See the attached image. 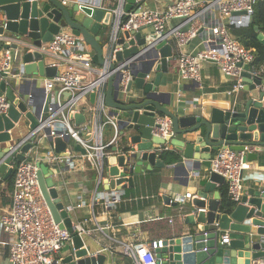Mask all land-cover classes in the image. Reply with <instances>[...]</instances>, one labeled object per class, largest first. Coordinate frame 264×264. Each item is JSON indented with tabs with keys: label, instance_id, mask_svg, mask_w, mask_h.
Returning a JSON list of instances; mask_svg holds the SVG:
<instances>
[{
	"label": "water",
	"instance_id": "water-1",
	"mask_svg": "<svg viewBox=\"0 0 264 264\" xmlns=\"http://www.w3.org/2000/svg\"><path fill=\"white\" fill-rule=\"evenodd\" d=\"M126 1L125 10L131 11L136 0ZM234 14H245V11ZM113 18L111 11L94 7L91 0H77L72 4L61 0H0V44L9 54L8 67L0 72V96L10 102L7 113L0 114V176L4 180L13 174V162L28 159L36 146L37 134L31 137V133L56 107L54 94L40 85V80L59 73L57 66L47 62L51 55L46 47L64 27L91 45L95 65L108 69L104 105L110 108V115L118 118L119 134L128 142L121 151L114 146L113 153L102 158L101 177L106 176L110 189L132 187L135 174L164 168L173 170L174 180L187 186L191 177L200 176L204 168L210 169L212 157L224 147L240 150L248 146L249 160L264 156V91L260 87L261 78L249 73L250 65H245L244 72L247 93L233 105L213 107L201 115L172 111L169 107L173 104V93L163 89L171 84L165 74L174 58L172 44L162 41L152 46L153 33L143 34L144 28L118 29L107 53ZM137 55L134 63L122 68L131 72L128 94L134 96L130 103H124L120 97L127 94L120 92L123 73L118 67ZM68 96L69 92L65 93L64 99ZM97 97L96 91L89 94L92 105L96 104ZM156 114L172 119L175 139L165 140L150 134L145 127H135L141 115L154 117ZM71 118L76 124L86 121L82 112L71 114ZM24 122L25 131L21 128ZM61 133L63 130L55 129L56 136H52L49 127L42 130L54 152L68 156L71 138L60 137ZM3 143L8 145L3 147ZM168 143L175 150V160L169 164L164 155L167 150H162ZM74 149L86 153L79 143ZM37 165L40 189L54 221L73 231L71 210L60 196L53 169L43 161ZM207 177L205 184L195 182L197 195L187 204L183 203V197L172 201V197L163 196L166 204L179 208L182 222L162 243L156 241V257L162 264H261L264 260V187L251 188L241 203L227 207L211 195L217 184L225 182L224 177L216 172H209ZM226 232H230L232 241L222 244ZM239 238L243 243H239ZM71 241L61 264H106V253H94L90 244L84 247V234H74Z\"/></svg>",
	"mask_w": 264,
	"mask_h": 264
},
{
	"label": "built area",
	"instance_id": "built-area-1",
	"mask_svg": "<svg viewBox=\"0 0 264 264\" xmlns=\"http://www.w3.org/2000/svg\"><path fill=\"white\" fill-rule=\"evenodd\" d=\"M61 1L64 4H72L77 0ZM106 1L108 0H91V5L109 10L114 14L112 38L106 43L107 53L113 45L118 29L139 31L148 27L153 33L152 46L162 41L172 44L175 69L181 84L199 83L202 79L203 64L211 62L225 76L233 79L234 83L228 93H239L245 85V65H250L249 73L261 78L260 87L264 91V63L255 65V51L246 48L236 39L222 20L240 11H245V18H240L237 21L238 24H242L244 19L250 20L257 0H176L163 9L138 7L131 11L125 10L126 0H118L114 8H108L104 3ZM215 10L219 13L218 22H209L204 19L206 14ZM174 20L179 22L172 24ZM201 31L204 32L202 42L204 48L194 52L188 51L187 45ZM46 51L55 61L53 65L59 68L57 75L45 81L47 91L54 94L53 103L56 107L45 122L31 133V137L37 134L34 140L37 146L41 140L46 139L42 134L44 127L51 129L52 136H56L55 129L63 130L59 136L69 135L85 148L86 155L100 169L101 174L102 158L107 154L106 149L117 141L119 134L118 118L110 115V108L104 105L105 73L108 69L94 64L91 45L67 27L62 28L54 36L53 41L46 47ZM137 57L138 55L128 59L118 67L123 73L120 81L122 94H128L129 81L132 80L130 70L122 68L134 63ZM146 60H149V57ZM8 64L9 54L5 51L0 60V72L5 70ZM64 66L66 68L60 70V67ZM94 70H98L99 78L89 81L87 75ZM92 91L98 94L97 102L88 109L95 115V119L84 135L75 126V119L71 118V114L81 113L79 104L89 97ZM67 92L69 96L64 99V94ZM9 107L10 102L7 97L0 96V114L7 113ZM106 124H110L115 130L112 141L107 145L103 143V128ZM153 132L165 140L174 137L172 119L165 115L158 116ZM164 146L162 150H168ZM249 152L248 146L240 150L224 147L211 159L209 172H216L224 177L228 197L234 205L241 203L246 194L244 172L251 168ZM65 159V155L55 153L51 147L45 156V160L51 163H61ZM42 160L27 159L11 164L14 169L11 207L0 216L1 229L12 236L9 248L11 264H61L63 257L59 253L66 243L72 240L74 234L82 235L87 232L81 223L73 224V231H71L54 221L38 181L37 162ZM187 196L191 197V194ZM114 199L116 201V197ZM230 239V234L226 232L221 242L228 244ZM123 247L125 252L135 259L136 264H162V260L158 259L154 252V248L157 247L156 241L151 244L123 243ZM261 264H264V260Z\"/></svg>",
	"mask_w": 264,
	"mask_h": 264
},
{
	"label": "crops",
	"instance_id": "crops-1",
	"mask_svg": "<svg viewBox=\"0 0 264 264\" xmlns=\"http://www.w3.org/2000/svg\"><path fill=\"white\" fill-rule=\"evenodd\" d=\"M176 0H136L133 4V10L138 7L163 9ZM108 8L117 6L118 0H108L104 2ZM245 18L244 14H234L232 17L223 18V22L229 27L230 33L238 39L244 46L245 40L250 36L258 35L264 43V31L259 26L253 24L250 19L245 20L242 24L237 21ZM209 22L219 21V13L217 10L208 13L204 17ZM179 22L174 20L172 24ZM145 35L152 34L150 28H144L142 31ZM204 32H200L186 47L188 51L194 52L203 49ZM246 47V46H245ZM253 47L249 49L252 50ZM2 56L4 50H2ZM1 60V59H0ZM49 64H54L52 57L47 59ZM66 66L60 67L64 70ZM98 69V68H97ZM99 70V69H98ZM97 70V71H98ZM96 70L91 71L87 75L89 81L99 78ZM169 77L171 84L163 87L164 90H171L173 93V104L170 110L179 113H187L201 115L202 112L211 111L213 107L227 108L237 102L241 96L247 92L244 91L246 85L239 93L229 94L234 81L232 78L225 76L220 69L211 62H206L202 67V79L198 82L180 83L179 75L175 69V60L169 64V72L165 74ZM45 80H40V85H45ZM64 98V97H63ZM134 96L127 94L121 96L120 99L124 103H130ZM80 110L86 115V121L75 126L86 135V131L91 127L95 115L89 111L90 98L86 97L81 101ZM141 115L139 123L135 127L143 128L150 134H154L153 127L157 117ZM105 118H103L104 120ZM22 132V131H21ZM128 133V130H125ZM115 135V130L110 124H106L103 128V143L109 144ZM176 137L174 136V139ZM127 138L118 134L116 142L110 144L107 154L113 153V147L118 146L120 151L127 144ZM10 144V143H9ZM6 143L2 146L5 147ZM77 142L71 139V143L67 150L70 154L61 163H51L45 160L46 153L50 146L46 139L31 151L28 159H43L54 171L53 179L60 192V196L65 204L70 208V216L73 224L81 223L87 230L86 236L87 247L90 244L92 251L106 253L108 258L106 264H136L135 259L128 255L123 247V243H147L154 241H163L173 233V229L182 222L179 208L165 203L163 196L172 197V201H179L183 197V203L191 202L197 195L195 182L201 181L202 184L208 180L209 170L204 168L198 177H191V181L187 186L180 185L173 178V170L168 168L154 169L152 171H143L135 174V185L126 188L110 189L106 176L100 174L91 159L80 151H76L74 147ZM168 150L164 153L166 162L172 156H175L174 146L168 143L164 148ZM58 154V153H57ZM217 152L215 153V155ZM251 168L244 172V182L246 185V194L251 188L264 187V156L261 159H253ZM13 180L3 179L0 176V216L11 207ZM187 194H191L188 197ZM227 194V184H217L213 195L222 202ZM116 197V201H114ZM230 234V232H228ZM12 236L1 229L0 226V264H11L9 259V248ZM232 240L230 239V242ZM239 243H243V239L239 238ZM72 241L66 243L59 255L64 257L69 252Z\"/></svg>",
	"mask_w": 264,
	"mask_h": 264
},
{
	"label": "trees",
	"instance_id": "trees-1",
	"mask_svg": "<svg viewBox=\"0 0 264 264\" xmlns=\"http://www.w3.org/2000/svg\"><path fill=\"white\" fill-rule=\"evenodd\" d=\"M253 24L259 26L261 30L264 31V0H257V4L255 6V10L253 14ZM257 36L258 35L250 36L244 42L246 48L249 49L250 47H253L252 50L255 51V56H256L255 65H260L264 63V43ZM1 53H2V46L0 44V59L2 56ZM169 160L171 161L175 160V156H172ZM13 179H14V172L9 177L10 181ZM223 203L227 207H231L234 205V203L228 197V191L227 194H225V199L223 200Z\"/></svg>",
	"mask_w": 264,
	"mask_h": 264
},
{
	"label": "rangeland",
	"instance_id": "rangeland-1",
	"mask_svg": "<svg viewBox=\"0 0 264 264\" xmlns=\"http://www.w3.org/2000/svg\"><path fill=\"white\" fill-rule=\"evenodd\" d=\"M22 129H23V131H25L27 128H26V122H24L23 124H22V127H21Z\"/></svg>",
	"mask_w": 264,
	"mask_h": 264
}]
</instances>
